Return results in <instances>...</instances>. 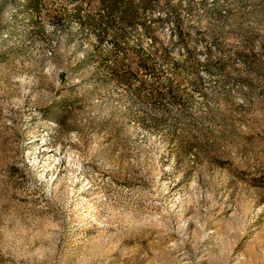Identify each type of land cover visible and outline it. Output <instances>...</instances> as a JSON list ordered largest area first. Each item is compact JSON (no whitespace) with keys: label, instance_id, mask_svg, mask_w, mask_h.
I'll use <instances>...</instances> for the list:
<instances>
[{"label":"rangeland","instance_id":"374dc122","mask_svg":"<svg viewBox=\"0 0 264 264\" xmlns=\"http://www.w3.org/2000/svg\"><path fill=\"white\" fill-rule=\"evenodd\" d=\"M118 1L0 0V264H264V0Z\"/></svg>","mask_w":264,"mask_h":264},{"label":"trees","instance_id":"16d2710c","mask_svg":"<svg viewBox=\"0 0 264 264\" xmlns=\"http://www.w3.org/2000/svg\"><path fill=\"white\" fill-rule=\"evenodd\" d=\"M31 1L32 3L35 2V0H31ZM71 1L73 2L74 0ZM93 1L94 0H81L80 4H73L74 5L73 18L77 23H80L81 25H88L94 31H98L99 33L108 31L110 29L111 27L110 16L115 14L116 15L121 14V20L125 22L127 21L129 14L131 13L132 8L130 4L125 6H120V2L118 0H103L102 1L103 3H101V8H104L105 10V13L104 14L102 13L103 15L100 13L99 17H96L94 13L88 12L85 18H83L81 14V9L83 8L82 3L86 2L87 4L91 5ZM5 31H6L5 35H11L15 33V28L7 27ZM143 69L146 71L147 66H143Z\"/></svg>","mask_w":264,"mask_h":264},{"label":"bare ground","instance_id":"6f19581e","mask_svg":"<svg viewBox=\"0 0 264 264\" xmlns=\"http://www.w3.org/2000/svg\"><path fill=\"white\" fill-rule=\"evenodd\" d=\"M43 152H48V151L46 149H44Z\"/></svg>","mask_w":264,"mask_h":264}]
</instances>
